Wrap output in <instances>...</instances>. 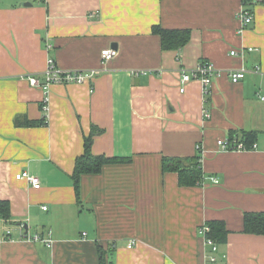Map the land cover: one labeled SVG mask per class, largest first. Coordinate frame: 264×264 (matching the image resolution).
Returning a JSON list of instances; mask_svg holds the SVG:
<instances>
[{
    "label": "crops",
    "instance_id": "crops-1",
    "mask_svg": "<svg viewBox=\"0 0 264 264\" xmlns=\"http://www.w3.org/2000/svg\"><path fill=\"white\" fill-rule=\"evenodd\" d=\"M242 8L254 20L240 32ZM156 25L190 39L165 50ZM50 57L98 74L32 86L24 76ZM204 62L218 71L207 91L182 82ZM94 127L92 152L120 161L82 175L78 196L75 161ZM244 133L247 149L218 144ZM195 155L197 184L163 169ZM0 200L11 216H0V264H264V235L243 231L246 212L264 211V0H0ZM213 220L228 229L215 253L199 234Z\"/></svg>",
    "mask_w": 264,
    "mask_h": 264
},
{
    "label": "trees",
    "instance_id": "trees-1",
    "mask_svg": "<svg viewBox=\"0 0 264 264\" xmlns=\"http://www.w3.org/2000/svg\"><path fill=\"white\" fill-rule=\"evenodd\" d=\"M249 0H244L248 3ZM154 33L159 35L161 46L168 50L172 48H179L185 45L191 36L188 29H167L158 25L154 26ZM39 123H46V118L42 121H32L27 118L18 117L16 124L18 126H34ZM101 130L93 128L90 135L85 138L84 151L76 158L73 178L75 180V187L77 195L80 191V180L82 175L88 173H98L103 166L108 163L119 162L120 159L114 156H107L105 154H94L92 152V142L96 132ZM235 137V136H234ZM232 137V138H234ZM244 142H250V134L244 133ZM247 145V144H246ZM200 155L195 156H167L163 159L164 171H177L180 176V183L183 185H194L202 178V168ZM0 216L4 219H10V204L8 200H0ZM208 224L211 227L209 236L212 237L218 244L224 243L228 237V229L223 221L213 220ZM243 231L250 234L264 235V211H248L244 214V228ZM104 264V262H102Z\"/></svg>",
    "mask_w": 264,
    "mask_h": 264
},
{
    "label": "built area",
    "instance_id": "built-area-1",
    "mask_svg": "<svg viewBox=\"0 0 264 264\" xmlns=\"http://www.w3.org/2000/svg\"><path fill=\"white\" fill-rule=\"evenodd\" d=\"M238 19L240 21V28L239 31L242 32L248 25H250L253 20L254 16L252 13L245 8H242L238 12ZM252 48H250L251 50ZM232 54H236L237 52L233 50ZM116 55V51L112 48H107L102 51V59L104 61L112 59ZM259 70V67L256 68ZM218 73L217 69L212 65L210 62H204L200 64L197 68L189 71L184 70L182 74V82L187 83L192 79L199 80L203 85L204 89L207 91L209 86L213 83L214 76ZM247 73L246 68H239L234 69L228 72L231 80L233 82H239L245 78ZM98 74V70L96 69H89L86 71L82 70H62L56 66L55 60L50 57L48 59V66L45 71L40 74H28L24 77L28 80V82L32 86L42 87L44 89L49 88L52 84L55 83H76L82 84L86 82L91 77H94ZM181 92L185 91V87L182 86L180 89ZM209 116V113L206 112ZM218 144L222 146V148L227 150H244L247 149L248 146L238 138H230V139H222L218 141ZM198 149L201 147L198 145ZM16 179H25L27 180L33 187L39 188L40 179L31 174L29 171H22L16 174ZM215 182L218 180L214 179ZM44 208H47L46 206ZM211 231V227L209 224H204L199 228V234H201L206 241V244L210 247L212 253L218 251V243L209 236V232ZM10 231H8V235ZM34 240L44 241L47 245L52 244L51 239H44L41 235L37 234L33 237ZM208 264H214L217 261V257L215 255L208 256Z\"/></svg>",
    "mask_w": 264,
    "mask_h": 264
},
{
    "label": "water",
    "instance_id": "water-1",
    "mask_svg": "<svg viewBox=\"0 0 264 264\" xmlns=\"http://www.w3.org/2000/svg\"><path fill=\"white\" fill-rule=\"evenodd\" d=\"M27 4V3H26Z\"/></svg>",
    "mask_w": 264,
    "mask_h": 264
}]
</instances>
